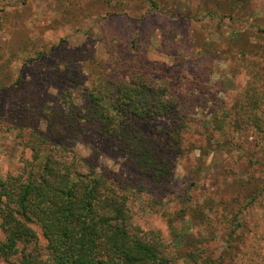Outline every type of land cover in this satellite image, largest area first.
Returning <instances> with one entry per match:
<instances>
[{
	"label": "rangeland",
	"instance_id": "1",
	"mask_svg": "<svg viewBox=\"0 0 264 264\" xmlns=\"http://www.w3.org/2000/svg\"><path fill=\"white\" fill-rule=\"evenodd\" d=\"M120 79L177 100L146 126L170 152L167 175L145 176L93 130L74 140L78 154L136 192L135 222L160 232L171 262L195 250L203 264H264V103L251 97H264V0H0V176L22 171L48 114Z\"/></svg>",
	"mask_w": 264,
	"mask_h": 264
},
{
	"label": "trees",
	"instance_id": "2",
	"mask_svg": "<svg viewBox=\"0 0 264 264\" xmlns=\"http://www.w3.org/2000/svg\"><path fill=\"white\" fill-rule=\"evenodd\" d=\"M253 93L259 108L264 97ZM176 107L167 86L120 79L85 89L83 105L48 114L46 130L27 140L31 157L22 171L0 176V264H175L160 232L135 222L130 196L136 192L116 174L100 171L94 157L78 154L74 140L90 130L112 136L142 174L162 180L169 171L162 157L170 152L161 154L146 126ZM215 120L222 129L224 120ZM165 147L182 149L170 137ZM188 251L191 264H203V252Z\"/></svg>",
	"mask_w": 264,
	"mask_h": 264
}]
</instances>
